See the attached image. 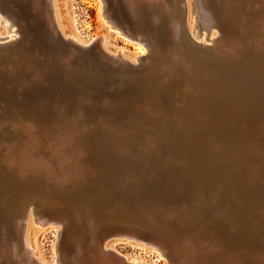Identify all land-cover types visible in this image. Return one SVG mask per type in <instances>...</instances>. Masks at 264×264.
I'll return each mask as SVG.
<instances>
[{
    "label": "rangeland",
    "instance_id": "rangeland-1",
    "mask_svg": "<svg viewBox=\"0 0 264 264\" xmlns=\"http://www.w3.org/2000/svg\"><path fill=\"white\" fill-rule=\"evenodd\" d=\"M63 1L62 6L65 7H61V10L66 17L65 24L68 22L71 31L76 32L74 19L79 23L81 38L91 43L88 48L79 47L75 51L72 47L73 49L68 51L66 44L58 42L57 39L53 41L47 34L48 30L43 21L37 20L40 13L36 9L33 11L37 8L34 0H0L5 9H11L9 12L18 23L22 20L19 23V40L7 48L0 49V120H9L17 115L18 110H15L13 105L26 98L20 95V92L26 93L30 101L39 94L44 97L41 93H48L56 96L55 100L61 99L64 104L65 91L73 100L78 99L79 92L89 96L90 109L89 104H84L88 103V99L77 103L75 107L86 108L87 113L94 114L92 118L103 125L98 127V132L88 135L86 143L89 147L83 144L77 148L86 154L80 168L74 164L77 160L64 162L67 166L63 172L72 177L64 183L66 189L54 191L48 186L51 190H46L45 186L37 185L38 189L55 194V198L67 202L68 205L82 206V209L79 207V212L87 226L90 221L88 219H97L98 223L107 227L119 224V219L122 218V222L142 224L144 220L152 217L158 226L161 225L176 237L189 238L199 245L202 243L208 262L203 263L204 259H201L200 264H218L219 260V264H264V80L258 75V71L262 72L264 68V30L261 26L259 28L253 24V18L243 17L241 11L236 10L238 6L250 9L255 4L250 11L256 13L255 15L260 13L261 16L264 11L257 3H263V0H223L226 5H220V8H227L234 19L229 26L226 25L227 32L218 33L211 46L223 48L218 52L225 51L224 48L229 44L231 37L237 35L243 44L239 49L243 48L245 57H234L239 61L236 67L234 63L232 67H228L230 64L221 60L218 52L211 51L210 55V51L195 50L194 53L186 49L181 51L180 56L186 64L185 67L178 75L177 71H167L170 73L169 77L164 75L160 64H152L149 61V58L155 57L152 48L147 53L149 56H144L138 65H128L120 60L114 61L116 63L99 62L98 58L106 55L101 49L100 40L93 43V37L99 33L106 32L111 47H126L129 51L133 48L126 44L123 35H117L120 30L114 29L115 32L108 33L102 28L98 17V0ZM107 1V9L113 21L121 23L120 15H124L139 26L133 28L134 30L148 35L151 29L149 24L144 29L140 27L145 22L149 23L151 9L148 8L152 0L142 4L143 8L148 6L144 13L138 11V5L135 6L131 0ZM43 3L53 14L51 0H40L39 6H43ZM164 24L162 38H159L170 46L172 36L167 23ZM49 25L53 26L50 22ZM55 32L57 34V31ZM160 32L161 26L157 37ZM145 38L144 40L149 42L148 37ZM36 41L40 43V48L45 54L51 51L61 58L68 53L77 52L78 68L72 78H64L62 66L50 56L45 58L47 61L42 57L25 65V56L28 55L20 50L32 51ZM49 41H52L55 47L49 44ZM15 53L19 55L15 59L19 64H16L15 69L19 73V80L12 81V75L5 69ZM38 64L49 65L50 70L47 69V75H43L44 79L32 81L31 86L23 88L25 91L18 89L23 84L20 81L22 75L30 76L33 73L31 69H36ZM83 66V70L80 69ZM158 74H161V79L157 77ZM197 75V92L193 93L194 89L186 85L187 77ZM164 79L171 82L169 89L162 86ZM83 85H89V89L86 90ZM153 88L157 92L154 97ZM149 96L153 97V110L158 112L160 118L156 117V114L151 118L138 107L144 103L152 104L147 101ZM255 99L259 111L256 116L254 115L257 110L253 114L250 113L248 104ZM121 105H124V108ZM51 114L54 116L52 112ZM14 122L16 124V121ZM52 124L57 130V124ZM129 127L135 135L126 131ZM93 128H86L84 132H90ZM19 138H22V135H19ZM5 139L0 138V144L5 142ZM49 140L46 138L42 141L39 147L41 153L46 150L48 153L50 149L56 151L50 147ZM129 140L132 142L131 150L122 155L119 145L127 144ZM26 142L27 140L14 143L16 156L23 157L27 150L28 144L24 146ZM3 148L4 146L0 145V152ZM95 151H104V154ZM37 155L35 152L34 159ZM104 155H108V159ZM29 162L23 159L25 165L31 166ZM4 163L5 161H0V169L3 171H0V185L3 180V185L15 189L14 194L17 188L21 189L23 194L22 190L27 191L28 184L21 182V185L18 184L21 187L19 188L15 181L12 183L15 175L10 171L5 172ZM99 166L108 167L110 173L107 175V171H99ZM10 194L9 190H0V222L9 221L11 218L12 221L21 223L25 239L29 237L34 241V247L29 251L33 261L36 260L38 264H73L72 261L65 263L61 253L65 251V240L71 231L70 227L57 222L40 225V220L37 219L39 213L35 214L36 206L24 205L21 194L18 195L21 201L12 197L10 199L7 196ZM46 208L50 215L53 210H57ZM29 211H33L32 214H29ZM32 215L37 219V223L33 222ZM143 232H147L145 235L152 234L149 229ZM129 237L117 234L107 239V245L114 244V248L110 250H114L112 253L116 257H122L120 259L128 264L131 258L136 264H169L160 258L158 253L151 251V245ZM22 245L24 250H28L23 242ZM3 258L2 264H8L9 261L6 262L5 257Z\"/></svg>",
    "mask_w": 264,
    "mask_h": 264
},
{
    "label": "bare ground",
    "instance_id": "bare-ground-1",
    "mask_svg": "<svg viewBox=\"0 0 264 264\" xmlns=\"http://www.w3.org/2000/svg\"><path fill=\"white\" fill-rule=\"evenodd\" d=\"M62 1L63 0H54V1L51 0V6L53 10V14H51V12L48 9V6L44 7V3H43V6L40 7L39 6L40 0H34V3L37 6V8L35 7L33 11H35L36 9L40 13L39 16H37V20L43 21V23L46 25L48 30L47 34L50 35L53 41L57 39L58 42L66 44V46H68V51H70L72 47L74 48L75 51L79 49V47H82L83 49L88 48V46H90L91 43L90 41L81 38L82 31H80V28L78 27L79 23H77V21L74 19L76 32L71 31L70 27L67 24L68 22H66L65 24L64 18L66 17H64L61 10V7H63ZM98 1L100 4L98 17L101 22L102 28L106 29L108 33H112L114 29L120 30V33L117 32V35L119 36L123 35L125 37L124 39L127 42L126 44H129L133 48L132 51H129L126 47H121V46L111 47V43L108 39V36L107 34H105L106 32L104 34L99 33L93 37V43L96 42L95 40H100L101 41L100 44L102 46L101 49L103 53L106 54L104 56L105 58L103 56L101 58L97 57L99 62L116 63L114 61L120 60L126 62L128 65H132V64L138 65V62L139 61L141 62L144 56L146 57L149 56V55L147 56V53L149 52V49L152 48L155 57L149 58V61L152 64H160L162 70H164L165 73L164 75L167 77L170 76L169 75L170 73L168 74L167 71L170 72L177 71L176 74L178 75L182 70V68L185 67L186 64L182 62L180 57L181 51H185L186 49L191 50L194 53L195 50L210 51V55H211V51L216 53L219 50H223V48L219 49V47H217L214 44H213L214 46L211 45L212 43L215 42L219 32L220 33L227 32V30H225L226 25L229 26V23H231V21L234 19V17H231L230 11L228 12L227 8L224 7L220 8V5L222 4L226 5V3H224L223 0H152L151 2H149L151 6L149 8L147 6L148 9H151V16L149 19V23L145 22L143 23L144 25L142 26L141 24L140 27L144 29V27L149 24V27H151V29L148 35H143L137 30H134L139 26L133 23L132 21H130L127 17L125 18L124 15H120V19H122V22L120 21L121 23L113 21L107 9L108 1L107 0H98ZM145 1L147 0H131V2H134L135 6L138 5L137 10L139 9L138 11H143L142 13L146 12L145 10L147 9L142 7V4H144ZM234 3L236 4V2ZM257 4L260 5L262 7V10L264 11V0L263 3L258 2ZM232 5L234 6V4ZM253 6H255V4H253L250 7L251 10ZM238 9L241 11V15L243 17L248 18L250 16L249 18H253V24H255V26H259V28L261 26L262 29L264 30V12L261 16H259L260 13L255 15L256 13H253L252 11H250V9H245L238 6V8L236 9L237 12H239ZM9 11H11V9L9 8L5 9V7L0 4V49L7 48L9 45L15 43L21 37V29L19 23L22 20L19 21L18 23L16 18L12 17ZM32 21H34V18ZM49 22L53 26H50ZM164 23H167L170 29V34L172 36L171 38L172 41H170L172 44L170 46L167 45L169 43L165 44L163 40L159 38V36L162 38V33L164 30L163 28L165 25ZM160 26H161V32L157 37L158 29L160 28ZM55 31H57V34ZM171 36H169V38ZM145 37H148L149 42H146L147 40H144L146 39ZM169 38H167L168 41ZM229 41L230 42L229 44H227V47L224 48L225 51L218 52L220 55L219 57L221 58V60L227 61L228 65L230 64L228 67H232L231 65L233 63L235 64L234 67H236L239 61L237 59L235 60L234 57L237 58L238 56H242V55L245 57L242 50L243 48L239 49L241 46H243V44L237 35L231 37ZM39 44L40 43L36 41V45L31 48L32 51L28 49H21V50L18 49L20 51L23 50V53L28 55L25 56L26 57L25 59L26 61L24 62L26 63L25 65H27L28 62L30 61L36 62L38 61L39 58L43 57V59H45L46 57L50 56L51 58H54L62 66V71H63L62 76L67 79L72 78V76L75 74V71L78 68L77 52L68 53L66 56H62L60 58V56L58 57L57 53L51 51L50 53L49 52L46 54L43 53V50L40 48ZM49 44H52V46L55 47L52 41H49ZM262 45L264 46V44ZM182 48L185 49L183 50ZM263 49L264 47H262V50ZM18 56L19 55L15 53L11 57L12 61L8 58L11 62L7 63L5 69L9 73V75H12V81L17 80L18 79L17 76L19 75L18 71L17 72L15 71V69L17 68L16 66L17 62L15 59H17L16 57ZM214 56H216V54ZM45 60L43 61L45 62ZM146 62L147 61H145V63ZM48 67L49 65L46 66L45 64L43 66L39 65L36 69L34 68L31 69L33 73H31L30 76H28V74H26L27 76L25 75L26 77L22 75L23 78H21L20 81L23 84L20 85L18 89L21 90L24 87H27L28 85L31 86L30 84H32L31 83L32 81L43 80L44 79L43 75H47V69L48 71L50 70V68ZM83 68L84 66L80 67V69L82 70ZM87 72L88 71H86V73ZM258 75L260 76L261 79L264 80V68L262 72L260 70L258 71ZM157 77L160 78L161 74H158ZM197 78L198 75L195 77H190V76L187 77L186 85L194 89L193 93L197 92V89L195 88L196 87L195 83ZM85 81H89V80H85ZM14 83L15 82H13V84ZM169 83L171 82H167L165 80L162 86L164 88H168ZM250 85H252V83H250ZM10 86L12 87L11 84ZM83 87H86V90L89 89V85L88 86L83 85ZM145 91L148 92V90ZM64 93L66 94V96H64V104H63L61 102V99L55 100L56 96L53 97L48 93L46 94L41 93L44 95V97H42V95L39 94L35 99L30 101V99L27 98L26 93L20 92V95H24L26 98L22 102L19 101L13 105L15 106V110H18L17 115L15 114V117L17 118L11 117L9 120H3V121H1L2 119L0 120V125H2V127H0V138L1 139L6 138L5 142L0 144L4 146V148L0 152V156L3 157L0 158V161H5L4 165L3 164L1 165L6 167L5 172L10 171L15 175V179L14 180L12 179L11 182L15 181V183H17L15 185H17L19 188L21 187L18 184L21 185V182L22 184L23 183L28 184L30 188V189L28 188V190L26 189L27 191L22 190L24 192L23 194L20 191L21 189L17 188L16 193L14 194L13 191L15 192V189L12 190L10 187H7L5 184L3 185V180H2V183L0 185V190L4 189L6 192L9 190L11 194L7 196L10 199L11 197L15 199H20V201L23 199L22 203L24 205L27 206L35 205L36 206L35 208L37 209L35 214L39 213V217L37 219L40 220V222H38L40 225L42 224L50 225L49 223L51 222L54 223L57 222V224L63 223L66 226L70 227L71 231L67 235L65 240V247H66L65 251L64 252L60 251L62 253V257L65 263L72 261L73 264H128L126 261L121 260L122 257L118 256L119 257L118 258L115 256L114 253H112L114 250L113 251L111 250L114 248V244L107 245L108 244L107 239L117 234H121V235L124 234V235H128V237L130 236L131 238H137L143 240L145 244L147 245L149 244L148 246L150 245L152 246V250H151L152 252L158 253L160 258L164 259L169 264H200L201 259H204V262L203 261L202 262L205 263V261L207 260L206 259L207 255L205 254L207 253L202 243L201 245H199L198 242L193 243V241L189 238L185 239V238H178V236L176 237L175 234L168 232L161 225H160L161 227L158 226L156 222H154L152 217H149V219L144 220L142 224L122 222L124 221L122 218V220L119 219V224L116 223L115 226H112L111 224L108 225L109 227L104 226L102 223H98L99 221H97V219H88L90 221H88L89 224L87 226V224L83 223V216L82 218L80 216L81 214L79 212L80 209L79 207H81L82 209L83 208L82 206H77L75 204H73L74 206L68 205L67 202L59 201L57 198H55V194L52 193L48 194L42 192L41 189H38L39 186L37 187V185L45 186L46 190H49L50 188L54 191L56 190L61 191L66 189L64 183L72 179V177L71 176L68 177L67 175H65V172H63L65 167L67 166L64 165V162L67 160H74V161L77 160L78 162L74 164L76 165V167L80 168V165H82L83 161L85 160L84 156L86 154L80 152L77 148H79L83 144L89 147L90 145L86 143V141L88 140V135L98 132L99 130L98 127L103 126L100 122H98V120L95 121L92 118V115L94 114L90 115V113H87V111L85 110L86 108L75 107L76 105H78L77 103H82L85 99H88V103L86 102L84 104H89V106L88 105L87 106L90 109L91 100L89 96L85 95L83 92H79L77 95L78 99L73 100L72 96H70L68 92L64 91ZM150 93L151 92H149V94ZM152 94L153 97L157 95V92L154 90V88ZM153 97L149 96V98L147 99V101H150L152 104L144 103L141 104V106L138 105V107L144 110L147 116H151V118H153V116L156 114L155 116L160 118L158 112L153 110L154 103L153 100H151ZM197 97L199 96L197 95ZM248 104H250V113L253 114L257 110L254 116L258 115L259 111L257 109L256 99L251 102H248ZM124 105H121V107H123ZM125 108L127 107L125 106ZM126 111L124 113H126ZM51 112L54 114V116H52ZM14 121H16V124H14L15 123ZM23 122H25L26 124ZM54 122L57 124V130L56 127L52 124ZM93 127L94 128L96 127V129H94ZM86 128H93V129L90 132L89 131L84 132V129ZM75 130L77 131L72 132ZM126 131H128V133L133 134L131 127H129L128 130ZM19 135H22V138H19ZM46 138L50 139L49 140L51 142L50 147H52L56 151L52 149H50L48 153L47 150L44 153H41V151H39V147L41 146L42 141ZM24 140H27V142L24 143V146L25 144H28L26 146L27 150L26 152L23 153L22 155L23 157H18L14 154L16 152L14 143H17V141L23 142ZM130 140L132 141L131 138ZM130 140L127 144L119 145L122 150L120 151V153L123 152L121 153L122 155L124 153L127 154L126 152H129V150H131ZM29 142H31L32 144L30 143L29 145ZM118 147L116 148L118 149ZM88 150H91V148H88ZM35 152H37L38 155L34 159ZM99 152L100 151L97 152L95 151V153H99ZM100 153L104 154V151H101ZM104 156L106 157V159H108L107 157H109L108 155H104ZM23 159L25 161H30L29 163L31 166L25 165L23 163ZM104 160L105 159H103L102 162H104ZM99 167H100L99 171L105 170V172L107 171L106 172L107 175L110 173L108 171V167H102V166ZM0 171H2V169H0ZM19 194H21L22 199L20 198V196H18ZM7 205L9 207V204ZM42 207H44L45 209L43 210L40 209ZM46 207L57 208V210H53L52 214L50 215L46 210L47 209ZM32 212L33 211H29L28 213L32 214ZM37 219H35L32 215L33 222L37 223L36 222ZM140 222H141V218H140ZM147 229H149L150 233H152L151 235L149 234L145 235L147 232L144 234L143 231H146ZM24 239H25L24 228L20 222L12 221L11 218L9 221H5L3 223L0 222V264H2V262L4 261L3 257H5L6 262L8 260L10 264H38L36 260L33 261V258L31 257L30 254L31 252H29L30 248L34 247V241L32 242V240H30L28 237V239H25L27 240V242L25 243ZM22 242L24 246L28 248V250L26 249L24 250L22 248L23 247ZM145 248L147 247L145 246ZM215 248H218V250L220 249L219 247H215ZM211 258L215 259V257L213 256ZM207 262L208 261H206V263ZM129 264H136V261L131 258Z\"/></svg>",
    "mask_w": 264,
    "mask_h": 264
}]
</instances>
